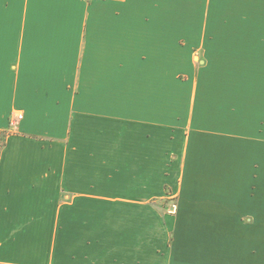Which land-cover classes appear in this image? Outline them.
Segmentation results:
<instances>
[{
    "label": "crops",
    "instance_id": "crops-1",
    "mask_svg": "<svg viewBox=\"0 0 264 264\" xmlns=\"http://www.w3.org/2000/svg\"><path fill=\"white\" fill-rule=\"evenodd\" d=\"M0 264H264V0H0Z\"/></svg>",
    "mask_w": 264,
    "mask_h": 264
},
{
    "label": "rangeland",
    "instance_id": "rangeland-1",
    "mask_svg": "<svg viewBox=\"0 0 264 264\" xmlns=\"http://www.w3.org/2000/svg\"><path fill=\"white\" fill-rule=\"evenodd\" d=\"M200 64H201V63H198V60H196V62H195L196 67H198ZM208 64H210V63H208ZM218 64H219V63H214V62H212L211 65H210V68H212V66H213V68H217L216 65H218ZM201 65H202V69H203V67H204L206 64H205V63H202ZM205 69H207V68H205ZM207 70H208V69H207ZM208 72H209L211 75H212V73H213V72H212V69H209ZM221 72H223V67H221ZM181 78H182V80H184V81H187V80H188L187 76H184V75H182Z\"/></svg>",
    "mask_w": 264,
    "mask_h": 264
}]
</instances>
